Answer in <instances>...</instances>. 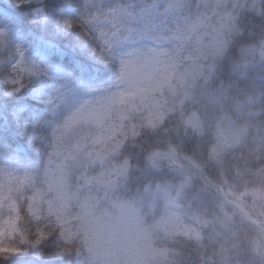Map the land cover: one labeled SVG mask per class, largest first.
<instances>
[{
    "label": "trees",
    "instance_id": "16d2710c",
    "mask_svg": "<svg viewBox=\"0 0 264 264\" xmlns=\"http://www.w3.org/2000/svg\"><path fill=\"white\" fill-rule=\"evenodd\" d=\"M5 2L17 16V25L0 44V77L18 58L19 41L28 54L51 57L81 83L120 74L121 64L102 57L91 44L92 67H79V45L86 38L60 23L78 21L83 11L79 0L30 1L21 8L15 0ZM144 3L151 6L145 23L156 40L168 41L185 32L194 37L202 33L203 39L195 37L189 45L196 54L186 61L189 72L181 108L176 99L173 112L161 122L143 124L133 134L128 131L131 116L126 121L118 134L124 136L123 144L111 155L115 165H121L120 173L108 187L116 198L135 201L148 186L184 184L178 211L185 221L198 224L200 235L154 232L156 252L149 264H264V0ZM170 4L175 9L167 11ZM36 9L43 14L33 16ZM61 89L59 81L49 77L32 78L20 94L5 95L9 89L0 85V105H8L0 106V166L18 169L27 164L36 174L34 182L11 191L16 208L0 206V218L19 215L18 229L30 240L38 230L49 233L41 245H22L25 254L0 259V264H23L27 258L31 264H91L84 260L88 253L82 233L69 234L67 224L45 201L38 213L31 207L44 186L45 144L55 130L54 105ZM18 103L26 104L23 112L13 107ZM228 125L234 137L222 134ZM164 213L161 205L156 207L149 222L154 225Z\"/></svg>",
    "mask_w": 264,
    "mask_h": 264
},
{
    "label": "rangeland",
    "instance_id": "374dc122",
    "mask_svg": "<svg viewBox=\"0 0 264 264\" xmlns=\"http://www.w3.org/2000/svg\"><path fill=\"white\" fill-rule=\"evenodd\" d=\"M170 9H175V5L170 4L167 11ZM154 18L166 19L158 15ZM16 25L14 12L0 9V31L9 34ZM201 35L195 37L203 39ZM195 37L185 32L168 41L149 39L129 46L125 51L146 47L154 52L145 58H126L120 74L110 84L105 81L94 87L74 79L75 85L58 93L54 112L60 116L53 136L45 144L49 156L44 186L38 188L31 207L38 213L45 201L57 218L67 224L69 234L82 233L88 253L84 260L91 264H149L156 252L152 245L154 232L196 238L200 235L198 224L185 221L178 211L184 184L171 181L148 186L135 201L116 198L108 187L120 173L121 165H115L111 155L117 154L115 151L123 144L125 138L118 134L130 116L128 131L133 134L143 124L153 126L161 122L173 112L176 99L179 108L184 103L182 90L187 87L189 72L186 61L196 54L189 46ZM19 42L28 61L51 65L50 73H60L61 68L51 57L28 54L24 42ZM222 134L235 136L231 125L223 128ZM35 179L34 169L27 164L18 169L0 166V206L15 209L16 204L10 201L11 191ZM160 205L165 213L152 225L148 215ZM31 262L27 258L23 264Z\"/></svg>",
    "mask_w": 264,
    "mask_h": 264
},
{
    "label": "snow or ice",
    "instance_id": "6c2138e0",
    "mask_svg": "<svg viewBox=\"0 0 264 264\" xmlns=\"http://www.w3.org/2000/svg\"><path fill=\"white\" fill-rule=\"evenodd\" d=\"M28 2L30 0H15L17 8ZM79 2L83 6V11L78 21L63 19L60 23L65 29H77L86 38L85 42L79 45L80 68L92 67L91 54L88 52L89 44L93 45L102 57L120 64H124L126 58L139 59L153 54L154 49L146 47H131L129 51H125L129 46L156 38L152 29L145 23L151 6L145 4L144 0H79ZM8 7L9 4L5 0H0V9L7 10ZM43 12V9H36L32 15L36 16ZM4 42L5 33L0 31V44ZM15 54L18 57L15 63H12L8 72L0 77V85L9 89L5 95L20 94L32 78L49 77L59 81L61 88L76 84L70 72L61 69L58 75L50 76L51 65H41L36 60L28 61L20 45L15 46ZM0 106L8 109L6 103ZM13 107L23 112L26 104L18 103ZM15 115L14 111L13 116ZM19 219V215H15L0 221V259L10 260L21 256L26 251V247L22 245L37 247L49 238V233L38 230L34 239H28L18 229ZM17 236H20L19 242H15Z\"/></svg>",
    "mask_w": 264,
    "mask_h": 264
}]
</instances>
